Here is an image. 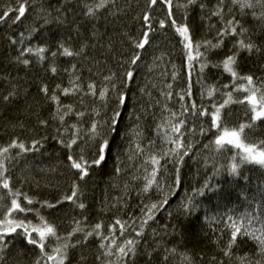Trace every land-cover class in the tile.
<instances>
[{
    "label": "snow or ice",
    "instance_id": "obj_1",
    "mask_svg": "<svg viewBox=\"0 0 264 264\" xmlns=\"http://www.w3.org/2000/svg\"><path fill=\"white\" fill-rule=\"evenodd\" d=\"M78 2L82 6V15L88 20H94L99 18L102 11L108 10L109 5L115 4L116 0H91V2L78 0ZM158 4L164 6L166 16L164 19L154 21L151 9ZM37 5H39L38 8ZM71 5L72 0H57L56 6L51 4L45 6L44 0H16V7L9 6L0 12V23L5 22L11 13H15L11 17L12 23L20 22L29 8L35 9L38 18L43 21L39 27L32 26L27 29V34L21 32L19 40L9 37L10 44L18 47V54L11 58L10 63L30 69L35 62L53 77L58 76L61 71L68 75L67 86L56 83L50 88L44 80L39 81L37 93L43 98L45 105L51 106V111L48 118H41L39 111H33L32 115L36 116L39 127L44 129L53 127L54 134L51 139L67 152L66 166L76 177L70 185V193H63L55 201L29 196L22 190L23 183L19 187L13 186L9 165L24 154L40 152L49 137L43 135L39 139L26 143L19 136H14L7 144H0V264H7V253L17 240H22L29 250L38 252L31 264H70V252L87 245L93 238L98 239L99 255L96 256V260L100 264H136L142 242L147 243L146 228L150 222L155 221L159 211L168 205L169 197L175 194L174 186L180 184L179 165L184 163V157L191 150V145H186L184 142L187 134L203 137L213 133V138L209 141L212 150L225 156L233 153L229 157L230 163L226 167L221 165L214 175L219 174L223 169L230 177L247 180V177L242 176L241 173L245 165L264 169V138H253L258 130L264 129V75L242 72L240 61L242 53H246L249 57L264 55V0H215L213 4H209L208 0H147V9L142 17H138L142 20V34L139 39L131 38L137 51L126 63L136 65L140 61L139 50H144L150 45V36L156 31L153 27L155 22L160 29L171 26L178 36L186 72L185 86L175 93L180 102L179 111H172L165 103L163 110L169 115L156 128L157 135L160 134L161 129L164 130L166 142L174 147L168 148L162 156L148 154L144 161V164L150 163L153 168L151 173L144 177L146 183L141 192L148 194L155 187V194L159 199L150 203L141 201V205L138 206L140 216L130 215L127 220L115 217L114 222L107 226V231H105L103 220L88 224L87 216L73 217L70 221V231L61 235L57 225L51 222L42 210L56 209L65 202L82 212L87 208L83 201L84 192L80 181L90 176L91 169L99 168L105 163L110 152L111 138L118 132L117 125L121 120V109L127 101V96L122 90L117 92L116 106L112 115L107 120L93 118L87 129H82L79 121L89 113L78 110L73 103L63 101V97H75L83 105L85 96H98L101 101H105L109 91L116 89V85L112 84V89L105 86L97 91L94 81L85 82L82 76L84 69L78 67L77 63H70L69 67L63 69L58 66L57 60L61 57L76 61L81 58L89 59L87 53L90 44L87 39L82 38L80 25L73 26L75 22L69 19V13L72 12ZM174 8L180 13L179 22L173 11ZM193 12L198 13L207 31L212 33L210 38L196 39L194 37L193 28L189 23V17ZM246 17L253 21L252 26L245 24ZM213 18L216 23H212ZM48 25L64 28L66 35H50L43 42L26 44V41L30 42L34 37L39 40L36 34ZM97 35L98 31L94 26L91 38ZM226 41L228 45L225 52ZM221 52L224 54L218 59L212 58L214 54ZM45 64H47L46 67H44ZM173 69L172 80L176 81L179 69L175 65ZM208 69L218 70L220 78L227 75L228 82L220 83L218 78L215 82L209 83L206 78ZM87 70L92 71L91 68ZM260 71L264 72V64L260 65ZM194 73L197 74L195 84L199 85L200 103L193 98ZM115 75L111 73L103 79L111 82ZM133 77L134 72L126 70L122 83L127 84ZM3 78L10 82L9 76ZM21 87V85L13 84L7 94H0V116L4 115L3 106L5 105L27 103L29 89L25 87L21 92ZM166 87L168 90L162 92V95L170 101L173 99V84L169 83ZM204 101L208 103L205 104ZM157 103L160 102L157 101ZM234 104L245 108L246 119L238 124L230 125L228 118L231 112H226L225 109H230ZM28 107L32 108L33 105L29 104ZM94 112L95 116H100L99 111L94 110ZM69 117H75L77 122H69ZM189 120L192 121L191 125ZM196 120L202 121L198 127L195 124ZM10 124L13 130L17 127L25 128L22 120L15 123L10 121ZM154 143V140H150L147 146H142L139 142L135 143L134 151L130 149L129 161L143 155L146 148H151ZM89 152L91 158H89ZM168 156L175 157L174 163L177 165L175 178L172 185L162 186L157 182L156 176L160 170L161 159ZM144 164L141 167H144ZM117 171L119 172L120 169L118 168ZM137 178L133 176V179ZM22 180L26 182V178ZM222 191L219 184L213 185L210 181H206L195 195L203 197L208 193L218 194ZM239 195L247 199L243 192ZM115 200L116 203L110 207L102 206L100 212L119 208L121 206L119 202L123 200V197H117ZM123 207L126 208L127 204L124 203ZM196 209L197 205L192 199H188L183 206L185 218L190 219ZM30 216L33 218H29ZM257 224L259 227L256 226ZM226 227L229 230V239L225 246L220 248L222 257L212 256L209 264H225L226 260L228 264H232L233 258L239 264H264V197L253 211L243 213L238 218L229 215ZM173 234L182 235L178 226L173 227ZM152 235L153 237L157 235L155 229ZM74 237L78 238L73 239ZM121 237H123L122 240ZM245 239L253 242L255 252L239 255L234 249L239 248L238 241ZM214 243L219 245L220 238L214 240ZM158 251L159 243L150 250L146 248L143 252V255L147 257L145 264H152L153 254ZM164 253L161 260L167 264L169 254H176L177 248H165ZM17 255L21 258L17 260V264H24V249H18ZM87 259V256L81 255L77 264H87ZM200 259L203 260L204 257L201 256ZM182 264H196V259L189 254H183Z\"/></svg>",
    "mask_w": 264,
    "mask_h": 264
},
{
    "label": "trees",
    "instance_id": "obj_2",
    "mask_svg": "<svg viewBox=\"0 0 264 264\" xmlns=\"http://www.w3.org/2000/svg\"><path fill=\"white\" fill-rule=\"evenodd\" d=\"M44 2L45 6L48 4L57 5V0H44ZM208 3L213 4L215 0H208ZM9 6L16 7V0H0V12ZM36 7L38 8L39 5ZM71 7L72 12L69 13V19L75 22L73 26L80 25L82 38L87 39L90 44L87 53L89 59L81 58L76 61L72 58L61 57L57 60L58 66L63 69L69 67L70 63H77L78 67L84 69L82 76L85 82L94 81L97 91L105 86L112 89V84L116 85V89L109 91L105 101H101L98 96H85L83 105L75 97H63V101L73 103L78 110H85L89 113L79 121L82 129H87L93 118L107 120L112 115L116 106L115 94L117 92L122 90L127 96V101L121 109V120L117 125L118 132L111 138L110 152L105 163L99 168L91 169L90 176L84 181H80L84 192L83 201L87 208L82 212L72 204L65 202L56 209L42 210L43 214L57 225L61 235L70 231V221L73 217L87 216L88 224L103 220L105 231H107V226L114 222L115 217L124 220L129 219L130 215L138 217L141 215L138 207L141 205V201L150 203L159 199L155 194V187L148 194L141 192L146 183L144 177L148 176L153 168L150 163L144 164V161L148 154L162 156L168 148L174 147L166 142L164 130L161 129L160 134L157 135L156 128L169 115L167 111L163 110L165 103L172 111H179L180 102L175 93L179 92L186 83L182 46L171 26L160 29L154 22L153 27L156 31L150 36V45L144 50H139L140 61L136 65L126 63L137 51L131 38L139 39L142 34V20L138 17H142L147 9V0H116L115 4L109 5L108 10L102 11L99 18L94 20H88L82 15V6L78 0H72ZM151 11L154 21L164 19L166 16L162 4H158ZM173 11L179 22L180 13L175 8ZM14 15L15 13H11L5 22L0 23V94H7L13 84H18L22 86L21 92L25 87L29 89V96L27 103L20 102L11 106H3L4 115L0 116V144H7L14 136H19L26 143H30L33 139H39L43 135L49 137L40 152L27 153L12 161L9 165V174L13 177V186L19 187L23 183L22 190L29 196L40 200L55 201L63 193H70V185L76 177L72 170L66 166L67 152L51 139L54 134L53 127L47 129L39 127L37 118L32 115V112L39 111L41 118H48L51 111V106L45 105L43 98L37 93L39 81L44 80L50 88L56 83L67 86L68 75L61 71L58 76L53 77L35 62L30 69L10 63L11 58L18 54V47L10 44L9 37L19 40L21 32L27 34V29L32 26L39 27L43 23L33 8H29L25 17L15 24L11 19ZM244 22L248 26L253 24V21L248 17ZM189 23L196 39L211 37L212 33L207 31L197 12H193L189 17ZM212 23H216L215 18ZM94 26L98 35L91 38ZM50 35L64 36L66 33L62 27L48 25L36 34L39 40L34 37L32 41H26V44L43 42ZM74 43H79V41H74ZM225 44L224 51L226 52L228 41ZM223 54V52L216 53L212 58L218 59ZM240 61L242 72L264 75V72L260 71V65L264 64V55L249 57L246 53H242ZM173 65L179 69L176 81L172 80ZM46 66L47 64L44 65V67ZM89 68L92 69L91 72L87 70ZM126 70H132L134 77L132 81L123 84L122 80ZM111 73L116 74L113 80L105 81L103 77ZM196 75V73L193 75V98L197 103H200L199 85L195 84ZM4 76H9L10 82L5 80ZM206 78L209 83L215 82L218 78L220 83H226L229 80L227 75L220 78L218 70L215 69H208ZM169 83L173 84V99L170 101L162 95V92L168 90L166 86ZM217 98L219 99V97ZM204 103L207 104L208 101H204ZM29 104L33 107L29 108ZM94 110L99 111L100 116H95ZM225 111L231 112V116L228 118L230 125L238 124L246 119L243 106L234 104ZM18 120L24 121L25 128L17 127L13 130L10 121L15 123ZM69 122L77 121L75 117H69ZM201 122V120L195 121L197 127ZM50 123L52 122L50 121ZM191 123L192 121L189 120L190 125ZM137 133H141V135L138 136ZM213 135V133L203 137L192 134L185 135L184 142L186 145H191V150L184 157V163L179 165L180 184L174 186L175 194L169 197L168 205L159 211L155 221L150 222L146 228L145 240L147 243L142 242L136 264H145L147 257L143 255L144 250L146 248L150 250L157 243H159V251L153 254L152 264H164L161 260L165 254L164 249L172 247L177 248V253L169 254L167 264H182L183 254L193 256L196 259V264H209L212 256L222 257L220 248L224 247L229 239V230L226 227L227 217L231 215L238 218L243 213L253 211L254 207L260 204L264 197V169L245 165L241 169V173L242 176L247 177V180L230 177L223 169L219 174L214 175L217 168H221V165L226 167L230 163L229 157L233 153L225 156L214 152L209 145ZM253 138H264V129L258 130ZM150 140L155 141L154 145L151 148H146L143 155L129 161L130 149L134 151L135 143L139 142L142 146H147ZM205 145H209V147H205ZM13 153L15 154V150ZM88 155L91 158L90 152ZM174 160L175 157L168 156L160 161V170L156 180L162 186L173 184L177 167ZM142 164L144 167H141ZM133 176L138 178L133 179ZM22 178H26V182ZM206 181H210L213 185L219 184L223 191L218 194L208 193L203 197L195 195ZM126 185L127 187H125ZM241 192L247 199L239 195ZM117 197H123V200L119 202L121 205L119 208H111L110 211L104 213L100 212L102 206L110 207L116 203L115 198ZM188 199H192L197 205V209L190 219L185 218L183 211V206ZM124 203L127 204L126 208L123 207ZM174 226H178L182 232L181 236L173 234ZM256 226L259 227L258 224ZM153 229L157 233L155 237L152 235ZM117 236H119V231H117ZM76 238L78 237L73 239ZM217 238H220L219 245L214 243ZM122 239L123 237H121ZM238 243L239 248L234 249L237 254L255 252V245L250 240L245 239ZM97 245L98 239L93 238L88 241L87 245L73 249L70 252V264H77L81 255L87 256V264H100L96 260V256L99 255ZM18 249H24V264H31L38 255L37 251L25 247L22 240H17L7 253V264H17V260L21 259L17 255ZM201 256L204 257L203 260L200 259ZM225 264H228L227 260ZM232 264H239V262L233 258Z\"/></svg>",
    "mask_w": 264,
    "mask_h": 264
}]
</instances>
